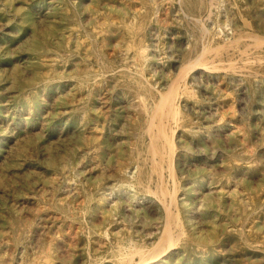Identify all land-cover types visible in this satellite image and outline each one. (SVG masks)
Wrapping results in <instances>:
<instances>
[{"label": "rangeland", "instance_id": "1", "mask_svg": "<svg viewBox=\"0 0 264 264\" xmlns=\"http://www.w3.org/2000/svg\"><path fill=\"white\" fill-rule=\"evenodd\" d=\"M208 1L216 19L233 26L234 32L244 31L245 38L214 52L217 69L211 88L181 98L187 117L178 120L179 126L169 120L178 126L176 154L181 160L178 204L171 206L177 237L166 256L153 264H264V0H224L225 7L220 5L223 0ZM135 2L0 0V264H147L141 259L166 247L151 246L166 220L162 200L171 196L163 197L164 192L175 187L170 151L161 141H150L147 106L128 85L108 91L103 83L90 99L79 80L93 53L84 33L79 41L77 29L71 30L79 13L84 25L96 32L98 47L108 44V54L122 61L131 50L121 42L122 33L115 26L105 31L109 26L104 23L107 16L118 20L121 4L135 7ZM155 3L162 41L175 38L185 29L175 15L176 3ZM209 24L216 26L214 21ZM253 29L263 40L254 39ZM236 46L248 53L242 56ZM234 51L231 64L228 54ZM137 161L153 172L148 190L122 183L137 170ZM183 220L185 228L177 225ZM128 236L151 246L139 248L143 255L137 248H125L120 260L118 244Z\"/></svg>", "mask_w": 264, "mask_h": 264}, {"label": "bare ground", "instance_id": "2", "mask_svg": "<svg viewBox=\"0 0 264 264\" xmlns=\"http://www.w3.org/2000/svg\"><path fill=\"white\" fill-rule=\"evenodd\" d=\"M176 3V14L178 17V22L185 29L178 34L175 38L164 39L162 41V25L156 19L157 9L159 5L155 3V0H136V6L129 7L126 4H121V10L118 20L112 21L109 16L106 17L104 23L105 26H109L105 31L111 32L112 26H115L117 31L122 33V43L124 47L130 49L128 56L122 61H118L113 56L108 54L107 47L108 44L103 45V47H98L97 44V34L93 31L92 27L84 25L82 17L79 13L76 15L78 17L71 28L76 30L77 39L81 40L79 37L80 32L84 33V42L88 45V50L93 53L92 57H88L86 62V72L80 77L79 83L84 84L86 88L89 89L90 99L94 100L95 91L103 87V83L106 84L107 90H112L113 86H120L122 83L128 85L133 89V95L135 99H139L145 102V106L148 109V117L146 119V134L150 135V141L156 143L161 141L163 146L170 151L169 170L170 176L173 178L175 187L173 191L164 192L165 197L167 194L170 198H164L162 203L166 210V220L163 228L159 230V235L157 237V242L151 246L150 241L143 239V243L135 242L132 237L128 236L124 239L123 244H118L119 259L125 257L123 255V250L125 248H157L165 247L159 249L154 255H147L149 257H144L141 260L147 262V264H153L159 261L161 258L165 257L170 251V248L175 242L174 235V223L172 222L171 206L178 204L176 193L178 187L176 185V176L179 172V164L181 163L180 157L176 154V144L178 138L175 137L177 127L179 126L178 120L181 117L186 116L184 107L181 105V98L184 96H189V92H198L200 89L205 88L206 91L211 88V84L215 78L214 73L216 72L217 66L215 62L214 52L222 47L230 46L234 42H239L245 37L241 35L242 33L234 32L233 26L224 23V21L216 19V12L209 5L208 0H172ZM260 1V0H259ZM71 2V1H70ZM128 2V1H127ZM53 3V2H52ZM259 3V2H258ZM61 4V3H59ZM172 4V3H171ZM1 5V4H0ZM86 5V4H85ZM89 5V4H87ZM113 5V3H112ZM221 7H225V1H220ZM263 6V4H261ZM54 6V5H53ZM57 6V5H56ZM79 6V5H78ZM76 4H73L74 8H78ZM89 7V6H88ZM91 7H93L91 5ZM115 7V6H114ZM166 7V5H165ZM215 7V6H214ZM1 8V7H0ZM112 8V7H111ZM216 8V7H215ZM264 8V7H263ZM87 9V8H85ZM163 9V8H162ZM242 9V8H241ZM259 10V9H258ZM68 12V11H67ZM66 12V13H67ZM75 12V11H73ZM77 12V11H76ZM170 13V12H169ZM220 14L222 11L219 12ZM229 13V12H228ZM250 13V12H249ZM75 14V13H74ZM102 14V13H101ZM54 16V15H53ZM75 16V15H74ZM224 16V14H223ZM65 17V16H64ZM68 17V16H67ZM70 17V16H69ZM242 17V16H241ZM63 18V17H62ZM54 19V18H53ZM68 19V18H67ZM247 17L245 18V20ZM58 21V20H57ZM210 21H214L216 26L211 27ZM247 21V20H246ZM90 22V21H89ZM88 22V23H89ZM243 22V21H242ZM63 23V22H62ZM87 23V22H86ZM175 23V22H174ZM68 24V23H66ZM234 24V23H233ZM255 24V23H254ZM95 25V22L92 23ZM252 25V24H251ZM225 26L229 27L225 30ZM168 27V26H167ZM243 29V28H242ZM167 30V29H166ZM168 31V30H167ZM166 31V32H167ZM236 31V30H235ZM258 31V30H257ZM165 32V33H166ZM240 32V31H239ZM248 33L250 31H247ZM56 33V32H55ZM63 33V32H62ZM103 33V32H102ZM161 33V34H160ZM190 33V35H189ZM229 33H232V38L229 37ZM253 33L257 34L255 40H263L261 36H258L256 29H253ZM66 34V33H65ZM250 34V33H249ZM61 35V34H60ZM72 34L71 38H74ZM245 35V34H244ZM247 35V34H246ZM57 36V35H56ZM249 37V36H248ZM59 38V37H58ZM185 39L187 40L186 47ZM224 39V42H220ZM251 39V38H249ZM58 40V39H57ZM73 41V39H71ZM71 41V42H72ZM76 42V41H75ZM114 42V41H113ZM120 42V41H119ZM120 42V43H121ZM249 42V40H248ZM252 42V41H251ZM255 42V41H254ZM115 43V42H114ZM119 43V44H120ZM121 43V44H122ZM236 43V45H237ZM245 43V42H244ZM250 43V42H249ZM256 43V42H255ZM68 45V44H67ZM253 45L254 43H250ZM248 45V46H249ZM55 46V45H54ZM117 46V45H116ZM240 46V45H239ZM72 47V46H71ZM237 47V46H236ZM246 47V46H245ZM55 48V47H54ZM109 48V47H108ZM111 48V47H110ZM113 48V47H112ZM115 48V47H114ZM230 48V47H229ZM238 48V47H237ZM251 47H249L250 49ZM256 48V47H255ZM58 49V48H57ZM116 49V48H115ZM223 49V48H222ZM228 49V48H227ZM233 49V48H232ZM236 49V48H235ZM238 53L245 55L248 53V49L242 50L238 48ZM259 49V48H258ZM66 50V49H64ZM170 50V51H169ZM251 50V49H250ZM63 51V50H62ZM71 51V50H70ZM115 51V50H114ZM120 51V50H119ZM231 51V50H230ZM236 51V50H235ZM228 54V62L234 63V56L236 52ZM75 52V51H74ZM171 52V53H170ZM251 52V51H250ZM249 52V53H250ZM170 54V56H169ZM219 54V53H218ZM67 58L72 57L71 53L66 54ZM132 55V56H131ZM260 55V54H259ZM80 56V55H79ZM83 56V55H82ZM80 56V57H82ZM86 56V55H85ZM168 56L166 60L163 58ZM253 56V55H252ZM65 57V58H66ZM87 57V56H86ZM85 57V58H86ZM218 57V56H217ZM223 57V56H222ZM225 57V56H224ZM240 57V56H239ZM77 59V57H76ZM217 59V58H216ZM236 59V58H235ZM239 59V58H238ZM262 59V58H261ZM246 60H248L246 58ZM237 61V60H236ZM241 61V60H240ZM238 61V62H240ZM73 62V61H71ZM70 62V63H71ZM163 64H160L162 63ZM226 62V61H225ZM77 63V62H76ZM65 64V63H64ZM82 64V63H80ZM260 64V63H259ZM258 66V64H257ZM67 67V66H66ZM64 67V68H66ZM81 67V66H80ZM226 67V66H225ZM68 68V67H67ZM227 68V67H226ZM223 69V68H222ZM241 69V68H240ZM237 70V69H236ZM229 71V70H228ZM172 72V73H171ZM247 72V71H246ZM254 72V71H253ZM264 72V71H263ZM62 73V72H61ZM249 73V72H248ZM256 73V72H255ZM54 74V73H53ZM230 74V73H228ZM236 74V73H235ZM243 74V73H242ZM62 75V74H61ZM149 75V78H148ZM254 75V74H253ZM256 75V74H255ZM235 76V75H234ZM247 75L245 74V77ZM237 77V76H236ZM244 77V76H243ZM63 79V78H62ZM260 79V78H259ZM70 80V79H69ZM72 80V79H71ZM70 80V81H71ZM248 80V76H247ZM255 80V79H254ZM56 81V80H55ZM61 82V80H60ZM222 82V81H221ZM246 83V82H245ZM244 83V84H245ZM243 84V85H244ZM227 85V84H226ZM240 85V83L238 84ZM225 87V86H224ZM239 87V86H238ZM125 88V87H124ZM237 88V87H236ZM77 89V88H76ZM117 89V88H116ZM121 89V88H120ZM126 91V90H123ZM128 91V90H127ZM218 91V90H217ZM73 92V91H72ZM75 92V91H74ZM210 92V91H209ZM219 93V92H218ZM225 93V92H224ZM115 94V93H114ZM113 94V95H114ZM217 94V93H216ZM73 95V93H72ZM79 96V95H78ZM117 96V95H116ZM123 96V95H122ZM225 97V96H224ZM229 98V97H228ZM89 99V100H90ZM112 99V97H111ZM197 99V98H196ZM199 99V98H198ZM227 99V98H226ZM59 101V100H58ZM117 101V100H116ZM218 101V100H217ZM102 102V101H101ZM100 102V103H101ZM221 102V101H220ZM224 102V101H223ZM105 103V102H104ZM108 103V102H107ZM209 103V102H207ZM58 104V103H56ZM60 104V103H59ZM80 104V103H79ZM94 104V103H93ZM136 104V103H135ZM142 104V103H141ZM140 104V105H141ZM76 105V104H75ZM90 105V104H89ZM108 105V104H107ZM139 105V107H140ZM186 105V104H185ZM189 105H191L189 103ZM198 105V104H197ZM72 106V105H71ZM110 106V105H109ZM58 107V106H56ZM107 107V106H106ZM66 108V107H65ZM69 108V107H68ZM88 108V107H87ZM100 108V107H99ZM121 108V107H120ZM141 108V107H140ZM194 108V107H193ZM67 109V108H66ZM109 110V108H107ZM130 110V109H129ZM134 110V109H133ZM77 111V110H76ZM89 111V110H88ZM125 111V110H124ZM214 111V110H213ZM100 112V111H99ZM98 112V113H99ZM128 112V111H127ZM62 113V112H61ZM69 113V112H68ZM71 113V112H70ZM75 113V112H74ZM83 113V112H82ZM118 113V112H117ZM116 113V114H117ZM124 113V112H123ZM122 113V114H123ZM72 114V113H71ZM97 114V112H96ZM112 114V113H111ZM137 114V113H136ZM69 115V114H67ZM70 117V116H69ZM105 118V116H103ZM187 117V116H186ZM63 118V117H62ZM141 118V117H140ZM60 119V118H59ZM168 119V120H167ZM177 121L178 126L175 127L171 121ZM68 120V119H67ZM167 120V122H166ZM187 120V119H186ZM192 120V119H190ZM116 121V120H115ZM133 121V120H132ZM194 121V120H193ZM184 123V121L182 122ZM197 123V122H196ZM98 124V123H97ZM141 124V123H140ZM189 124V123H188ZM193 124V123H192ZM195 124V123H194ZM108 125V124H107ZM112 125V124H111ZM176 125V122H175ZM106 126V125H105ZM104 126V127H105ZM132 126V125H131ZM95 127V126H94ZM120 127V126H119ZM118 127V128H119ZM125 127V126H124ZM156 127V128H155ZM101 128V127H100ZM124 129V128H123ZM96 130V129H95ZM94 130V131H95ZM105 130V129H104ZM117 130V129H116ZM126 130V129H125ZM182 130V129H181ZM85 131V130H84ZM98 131V130H97ZM102 131V130H101ZM202 131V130H201ZM103 133V132H102ZM134 133V132H133ZM184 133V132H183ZM105 134V133H104ZM179 134V133H178ZM201 134V133H200ZM205 134H207L205 132ZM219 134V133H218ZM84 135V134H82ZM81 135V136H82ZM100 135V134H99ZM184 135V134H183ZM103 136V135H102ZM146 136V135H145ZM186 136V135H185ZM190 136V135H189ZM192 136V135H191ZM194 136V135H193ZM84 137V136H83ZM134 137V136H133ZM203 137V136H202ZM91 138V137H90ZM101 138V137H100ZM123 138V137H122ZM140 138V137H139ZM148 138V137H147ZM189 138V137H188ZM57 139V138H56ZM96 139V136H95ZM138 139V138H137ZM190 139V138H189ZM199 139V138H198ZM221 139V138H220ZM61 140V139H60ZM64 140V139H63ZM87 140V139H86ZM90 140V139H89ZM148 140V139H147ZM96 141V140H95ZM94 141V142H95ZM110 141V140H109ZM186 141V140H185ZM89 142V141H88ZM111 142V141H110ZM140 142V141H139ZM223 142V141H220ZM219 142V143H220ZM184 143V142H183ZM210 143V142H209ZM218 143V144H219ZM42 144V143H41ZM88 144V143H87ZM182 144V143H181ZM225 144V143H224ZM86 145V143H85ZM89 145V144H88ZM131 145V144H130ZM186 145V144H185ZM190 146V144H187ZM200 146V145H199ZM205 146V145H204ZM179 147V146H178ZM194 147V146H193ZM207 147V146H206ZM85 148V146H84ZM87 148V147H86ZM132 148V147H131ZM138 148V146H137ZM150 148V147H149ZM222 148V147H221ZM233 148V147H232ZM182 149V148H181ZM184 149V148H183ZM182 149V150H183ZM87 150V149H86ZM149 150V149H148ZM154 150V149H153ZM178 150V149H177ZM92 151V150H90ZM94 151V149H93ZM112 151V149H111ZM206 151V150H205ZM211 151V150H210ZM220 151V150H219ZM96 152V151H95ZM215 152V151H214ZM88 153V152H87ZM92 153V152H91ZM89 153V154H91ZM154 153V152H153ZM183 153V152H182ZM213 153V152H212ZM223 153V151H222ZM228 153V152H227ZM97 154V153H96ZM234 154V153H233ZM159 156V154H157ZM206 155V154H205ZM224 155V154H223ZM197 156H199L197 154ZM236 156V155H235ZM240 156V155H239ZM238 156V157H239ZM161 157V155L159 156ZM196 157V156H195ZM217 157V156H216ZM233 157V156H232ZM246 157V156H244ZM198 158V157H197ZM229 158V157H228ZM241 158V157H240ZM143 159V158H142ZM150 159V158H148ZM155 159V156L153 158ZM116 160V159H115ZM138 160V159H137ZM161 160V159H159ZM163 160V159H162ZM161 160V161H162ZM145 161V160H144ZM225 161V160H224ZM223 161V162H224ZM116 162V161H115ZM151 162V159L150 161ZM86 163V162H85ZM152 163V162H151ZM154 163V162H153ZM160 163V162H159ZM164 163V162H163ZM225 163V162H224ZM143 164V163H142ZM140 163L135 164L137 170L130 175V179L122 182L123 184H128L129 187L133 188L134 185H144L148 190L150 188L151 175L153 172H149L147 165H142ZM162 164V163H160ZM186 164V162H185ZM208 164V163H207ZM231 164V163H230ZM234 164V162H233ZM206 165V164H205ZM88 166V165H87ZM93 166V165H92ZM97 166V165H96ZM114 166V165H113ZM197 166V165H196ZM213 166V164H212ZM238 166V165H237ZM111 167V166H110ZM190 167V166H189ZM194 167V166H192ZM198 167V166H197ZM200 167V166H199ZM205 167V166H204ZM209 167V166H208ZM211 167V166H210ZM101 168V167H100ZM162 168V167H161ZM153 169V168H152ZM85 170V169H84ZM154 170V169H153ZM160 170V169H159ZM164 170V169H163ZM162 170V171H163ZM216 170V169H215ZM88 171V170H87ZM108 171V170H107ZM208 171V170H207ZM206 171V172H207ZM217 171V170H216ZM221 171V170H220ZM82 172V171H81ZM85 172V171H84ZM127 172V171H126ZM169 172V171H168ZM223 172V171H221ZM220 172V173H221ZM98 173V172H97ZM100 173V172H99ZM85 174V173H84ZM205 174V173H204ZM186 175V174H185ZM209 175V174H208ZM84 176V175H83ZM86 176V175H85ZM93 176V175H92ZM114 176V175H113ZM122 176V175H121ZM153 176V175H152ZM165 176V175H164ZM99 177V175H98ZM184 177V176H183ZM76 178V177H75ZM96 178V177H95ZM170 178V177H169ZM197 178V177H196ZM199 178V177H198ZM105 179V178H103ZM162 179V175L161 178ZM185 179V178H184ZM192 179V178H191ZM145 180L147 184H145ZM186 180V179H185ZM246 180V179H245ZM232 181V180H231ZM240 181V180H238ZM159 182V181H158ZM166 181H161L165 184ZM252 182V181H251ZM106 183V182H105ZM113 183V182H112ZM173 183V185H174ZM236 183V182H235ZM239 183V182H238ZM250 183V182H249ZM248 183V184H249ZM180 184V182H179ZM252 184V183H251ZM110 185V184H109ZM210 185V184H209ZM212 185V184H211ZM240 185V184H239ZM86 186V185H85ZM158 186V184L156 185ZM214 186V185H213ZM221 186V185H220ZM83 187V186H81ZM162 187V186H160ZM170 187V186H169ZM245 187V186H243ZM164 188V187H163ZM223 188V187H221ZM217 189V188H216ZM220 189V188H219ZM215 190V189H214ZM213 190V191H214ZM215 192V191H214ZM240 192V191H238ZM85 194V193H84ZM97 194V193H96ZM216 194V193H215ZM146 195V193H145ZM139 196V195H138ZM205 197V195H204ZM207 197V195H206ZM206 197L204 199H206ZM252 197V196H251ZM250 197V198H251ZM261 197V196H260ZM91 198V197H90ZM95 198V197H94ZM156 198V197H155ZM249 198V199H250ZM150 199V198H149ZM157 199V198H156ZM162 199V198H161ZM185 199V198H184ZM199 199V198H198ZM214 199V198H213ZM244 199V198H243ZM262 199V198H261ZM93 200V199H92ZM197 200V199H196ZM207 200V199H206ZM216 200V199H215ZM238 200V198H237ZM114 201V199H113ZM141 201V200H140ZM204 201V200H203ZM243 201V200H242ZM256 201V200H255ZM260 201V200H259ZM258 201V202H259ZM73 202V201H72ZM127 202V201H126ZM187 202V201H184ZM206 202V201H205ZM208 202V201H207ZM206 202V203H207ZM252 202V201H251ZM119 203V202H118ZM129 203V202H128ZM160 203V202H159ZM92 204V203H91ZM135 204V203H134ZM161 204V203H160ZM184 204V203H183ZM210 204V203H209ZM222 204V203H221ZM241 204V203H239ZM83 205V204H82ZM132 205V204H131ZM162 205V204H161ZM145 206V205H144ZM247 206V205H246ZM256 207V206H255ZM260 207V206H259ZM109 208V207H108ZM207 208V207H206ZM86 209V208H85ZM119 209V207H118ZM205 209V208H204ZM248 209V208H247ZM254 209V208H253ZM164 210V209H163ZM260 210V209H259ZM258 210V212H259ZM89 211V210H88ZM87 211V212H88ZM177 211V210H176ZM216 211V210H215ZM221 211V210H219ZM234 211V210H233ZM232 211V212H233ZM243 211V210H242ZM241 211V212H242ZM251 211V210H249ZM179 212V211H177ZM176 213V212H175ZM223 214V213H222ZM225 214V213H224ZM219 215V214H218ZM230 215V214H229ZM247 215V214H246ZM256 215V214H255ZM258 215V214H257ZM110 216V215H109ZM178 216V215H177ZM176 216V217H177ZM248 216V215H247ZM253 216V215H252ZM263 216V215H262ZM81 217V216H80ZM221 217V213H220ZM264 217V216H263ZM84 218V217H83ZM154 218V217H153ZM246 218V217H245ZM255 218V217H253ZM258 218V217H257ZM103 219V217H102ZM260 219V218H259ZM74 220V219H73ZM130 220V219H129ZM248 220V219H247ZM250 220V219H249ZM160 221V220H158ZM193 221V220H192ZM218 221V220H217ZM245 221V220H244ZM81 222V221H80ZM83 222V221H82ZM243 222V219H242ZM251 222V221H250ZM84 223V222H83ZM131 223V222H130ZM156 223V222H155ZM154 223V224H155ZM185 220L180 221L177 225L181 228H185ZM213 224V223H212ZM211 224V226H212ZM250 224V223H249ZM115 224H113L114 226ZM176 225V226H177ZM192 225V224H190ZM234 225V223H233ZM244 225V224H243ZM85 226V225H84ZM255 226V225H254ZM258 226V225H257ZM190 227V226H189ZM192 227V226H191ZM230 227V226H229ZM260 227V226H259ZM178 229V227H176ZM255 228V227H253ZM84 229V228H83ZM86 229V228H85ZM123 229V228H122ZM216 229V227H215ZM218 229V228H217ZM136 231V230H135ZM235 231V230H234ZM180 232V230H179ZM238 232V230H237ZM257 232V231H256ZM89 233V232H88ZM87 233V234H88ZM129 233V232H128ZM264 233V232H263ZM258 234V232H257ZM148 235V234H147ZM194 235V234H193ZM237 235V234H236ZM256 235V234H255ZM201 236V235H200ZM257 236V235H256ZM97 237V236H96ZM107 237V236H105ZM218 237V236H216ZM233 237V236H232ZM261 237V236H260ZM98 238V237H97ZM108 238V237H107ZM198 238V237H197ZM200 238V237H199ZM208 240V238H206ZM200 240V239H199ZM217 240V239H216ZM256 240V239H255ZM252 241V240H251ZM92 242V241H91ZM94 242V241H93ZM108 242V241H107ZM220 242V240H219ZM189 243V242H188ZM217 243V241L215 242ZM226 243V242H225ZM230 243V242H229ZM246 243V242H245ZM264 243V241H263ZM96 244V243H95ZM109 244V243H108ZM115 244V243H114ZM214 244V243H213ZM212 244V245H213ZM244 244V243H243ZM254 244V243H253ZM194 245V243H193ZM210 245V244H209ZM102 246V245H101ZM113 246V245H112ZM105 247V246H103ZM116 247V246H115ZM192 247V246H191ZM246 247V246H245ZM108 248V247H107ZM222 248V247H221ZM242 248V247H241ZM193 249V248H192ZM209 249V248H208ZM232 248L231 250H233ZM243 249V248H242ZM245 249V248H244ZM243 249V250H244ZM135 250V249H134ZM174 250V249H173ZM176 250V249H175ZM211 250V249H209ZM241 250V249H240ZM254 250V249H253ZM136 251V250H135ZM140 251V249H139ZM152 251V250H151ZM157 251V250H156ZM188 251V250H187ZM256 251V250H255ZM141 252V251H140ZM154 252V251H153ZM206 252V251H205ZM213 252V251H212ZM218 252V251H217ZM142 253V252H141ZM187 253V252H186ZM153 254V253H152ZM194 254V253H193ZM215 254V253H214ZM220 254V253H219ZM242 254V253H241ZM138 255V254H136ZM143 255V253H142ZM207 255V254H206ZM223 255V254H222ZM132 256V255H131ZM135 256V255H134ZM139 256V255H138ZM192 256V255H191ZM90 257V256H89ZM141 257V256H140ZM143 257V256H142ZM195 257V256H194ZM249 257V256H248ZM197 259V258H196ZM239 259V258H238ZM93 260V259H92ZM115 260V259H114ZM135 260V259H134ZM105 261V260H104ZM215 261V260H214ZM247 261V260H246ZM107 262V261H106ZM111 262V261H110ZM165 262V261H164ZM188 262V261H187ZM219 262V261H217ZM1 263V262H0ZM135 263V262H134ZM162 263V262H161ZM206 263V262H205ZM208 263V261H207ZM104 264V263H103ZM165 264V263H163ZM211 264V263H210ZM261 264V263H260Z\"/></svg>", "mask_w": 264, "mask_h": 264}]
</instances>
